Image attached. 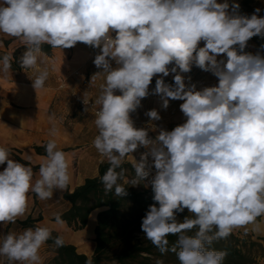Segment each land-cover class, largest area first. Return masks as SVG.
<instances>
[{"label":"clouds","instance_id":"9594fccd","mask_svg":"<svg viewBox=\"0 0 264 264\" xmlns=\"http://www.w3.org/2000/svg\"><path fill=\"white\" fill-rule=\"evenodd\" d=\"M239 8L228 0H0V33L26 46L20 64L37 68L35 90L49 75L38 67L43 44L61 49L82 42L100 50L93 63L102 71L92 79L104 78L93 140L109 164L101 183L117 197L127 195L125 184H150L154 203L141 230L179 264H223L226 252L212 248L214 242L236 229L247 233L249 225L264 230L258 222L264 217V55L245 51L251 38H264V16L260 8L251 15ZM0 65L8 72L11 57L4 55ZM193 66L211 72L218 84L197 89L186 83ZM170 74L173 84L164 79ZM153 77L152 94L165 110L170 99L183 101L184 122L171 131L134 126L131 114L149 96ZM145 115L161 120L155 109ZM150 131L158 134L153 138ZM44 147L38 176L0 147V165L6 164L0 171V228L26 215L29 193L47 200L68 186L67 154L54 139ZM126 160L131 179H125ZM55 221L64 223L60 215ZM169 236H176L171 246ZM50 239L52 230L43 226L0 234V257L8 264H42L39 250ZM54 244L62 247L63 238L56 236Z\"/></svg>","mask_w":264,"mask_h":264},{"label":"crops","instance_id":"0c3cea01","mask_svg":"<svg viewBox=\"0 0 264 264\" xmlns=\"http://www.w3.org/2000/svg\"><path fill=\"white\" fill-rule=\"evenodd\" d=\"M25 51L26 46L20 39L0 33V58L4 55L11 57L10 70L6 73L0 70V113L3 115L0 122V147L10 149L12 159L32 167L38 176L39 166L46 156L44 146L54 139L70 161V182L65 189L55 190L51 199L40 200L34 193H29L26 215L15 224L0 228V234L22 232L29 228L22 225V221L41 216L35 222L38 226L50 228L67 243L76 246L79 253L91 258L97 246L94 240L96 212L90 214L86 227L79 230L66 221L57 224L55 217L71 207L64 193L74 191L88 178L99 176L100 166L105 162L93 146L98 134L95 116L91 109L81 106L72 95L74 92L80 93L96 104L104 78L92 77L102 70L93 63L96 53L91 46L77 42L71 48L60 49L45 43L39 54L38 67L47 68L49 75L44 87L35 90L32 80L39 73L37 68L21 67L20 57ZM40 60L44 63H40ZM53 128L56 129L55 135L51 134ZM5 167L6 164L0 165V171ZM258 222L264 229V217L258 218ZM238 230L245 231L243 228ZM247 231L264 247V230L254 232L249 225ZM39 255L42 264H47L56 255V248L45 243ZM0 264H8L7 259L0 257ZM260 264H264L262 258Z\"/></svg>","mask_w":264,"mask_h":264},{"label":"trees","instance_id":"16d2710c","mask_svg":"<svg viewBox=\"0 0 264 264\" xmlns=\"http://www.w3.org/2000/svg\"><path fill=\"white\" fill-rule=\"evenodd\" d=\"M246 52H252L248 47ZM108 162L100 166L99 176L88 178L83 185L74 191L64 193V198L71 203V207L61 216L63 221L76 230L86 227L90 214L97 212V225L95 228L96 251L90 258L79 253L76 246L67 243L57 247L54 238L60 236L52 232L53 239L46 243L56 248V255L47 264H104L114 261L116 264H179L172 252L161 254L150 241L144 237L141 230L142 218L145 216L149 206L154 203L152 189L135 190L132 186L125 184L127 195L117 197L112 192L106 193L100 177L107 171ZM127 169L125 177L134 174L131 164L122 165ZM119 171V169H118ZM121 183H123L121 181ZM188 215L187 210L178 214V219ZM38 218L29 217L22 221L26 227L38 226L35 222ZM138 234H135L137 233ZM249 233L250 235H248ZM245 232H233L226 239L214 242L211 247L226 252L223 264H260L264 260V247L254 239L252 234ZM176 236H169L170 246L175 242Z\"/></svg>","mask_w":264,"mask_h":264},{"label":"rangeland","instance_id":"374dc122","mask_svg":"<svg viewBox=\"0 0 264 264\" xmlns=\"http://www.w3.org/2000/svg\"><path fill=\"white\" fill-rule=\"evenodd\" d=\"M220 2H223V0H220ZM228 2L230 5L232 3H238L240 5V8H239L240 14L251 15L256 8H260L262 10L260 15L264 16V0H228ZM262 45H264V38H262L260 36H256V37L251 38L247 43V47L252 52H254L255 54L257 52H260L262 55H264V49L261 48ZM200 46H203V42H201ZM92 48L94 49V51L96 53L94 55V57H95L99 53L100 50L98 48H94V47H92ZM223 58H224L223 56L218 57V59H223ZM115 66H116L115 63L113 62V67H115ZM184 75L186 78V82H187V78L189 76H192L195 80H202L203 81L202 87L214 86V85L218 84V79L211 72L202 71L201 69H199L195 66L192 67L191 72L185 73ZM157 78L158 77H153V80L149 86V93H150L149 96L142 99L141 106L135 112H133L131 114V117L146 118L147 116L145 115V113L149 110L155 109L159 112V114L161 116V120H159V121L162 123L163 127L165 129L171 131L174 127H176L177 125L184 122V117H183V114L180 111V107H179L180 104L183 103V101L170 99L169 101L172 102V106L166 110L165 109L162 110L160 107V105L162 103L160 100V97L158 95L152 94V91L155 88V80ZM164 79H165V82L168 84L174 83L172 74H170L168 77H165ZM117 94H119V93H117ZM105 162H107V161H105ZM129 164H131V163H129ZM133 176H134V174L131 176L125 177V179H131ZM132 187L138 191L145 190V189H151V186H150V184L147 183V181H144V182L140 183L139 185L132 186ZM95 212L97 214V212H99V210H96ZM234 231L235 232H239V231L245 232L243 230H238V229H236ZM135 234H138V232ZM247 234L250 235L249 233H247ZM104 264H116V263L114 261H111V262H107Z\"/></svg>","mask_w":264,"mask_h":264},{"label":"built area","instance_id":"2783aa9c","mask_svg":"<svg viewBox=\"0 0 264 264\" xmlns=\"http://www.w3.org/2000/svg\"><path fill=\"white\" fill-rule=\"evenodd\" d=\"M191 79L190 81L188 80L187 78V82L186 83H194L196 84L197 86V89H200L203 85V81L202 80H195L192 76H189ZM73 97L81 104V106L83 107H86V108H89L92 110L93 114L95 115L96 111L99 109V106H96V104L92 101V100H89V99H86L84 98L80 93H77V92H74L72 93ZM172 106V102L169 101V107L170 108ZM161 109L163 110L164 108L162 107V103L160 105ZM167 108V109H168ZM133 121H134V126L137 127V128H140V127H147L150 123L151 124H154L157 126V128H160V127H163L162 123L160 121H150V118L149 117H146V118H140V119H137V118H132ZM3 120V115L0 113V122ZM164 128V127H163ZM158 133L157 132H151L149 133V135L151 137H155ZM145 151V149L141 148L139 150H137L136 152L133 153V156L136 158V159H139L140 157V154ZM105 161H107L105 158H104ZM129 161L126 160L124 163H128ZM130 163V162H129Z\"/></svg>","mask_w":264,"mask_h":264}]
</instances>
